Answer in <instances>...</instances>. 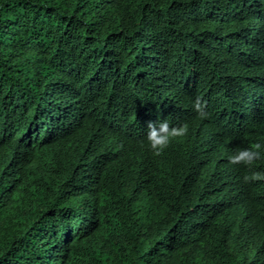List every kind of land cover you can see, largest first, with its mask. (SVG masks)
<instances>
[{"label":"trees","instance_id":"1","mask_svg":"<svg viewBox=\"0 0 264 264\" xmlns=\"http://www.w3.org/2000/svg\"><path fill=\"white\" fill-rule=\"evenodd\" d=\"M253 143L264 0H0V264H264Z\"/></svg>","mask_w":264,"mask_h":264},{"label":"clouds","instance_id":"2","mask_svg":"<svg viewBox=\"0 0 264 264\" xmlns=\"http://www.w3.org/2000/svg\"><path fill=\"white\" fill-rule=\"evenodd\" d=\"M194 111L200 119H206L208 112L206 111V102L199 97L193 102ZM147 142L154 156H161L170 144L181 138L187 137L190 125L187 122L172 126L167 120L159 121V123L149 122L147 125ZM264 155V145L261 143H253L247 148H237L230 157L232 164H242L251 168L255 162ZM244 182L264 181V172L254 171L246 174Z\"/></svg>","mask_w":264,"mask_h":264}]
</instances>
